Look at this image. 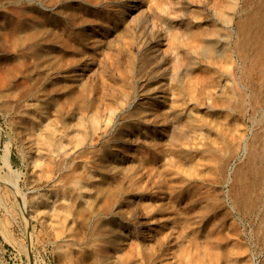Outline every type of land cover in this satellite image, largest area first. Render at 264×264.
<instances>
[{"label": "rangeland", "instance_id": "374dc122", "mask_svg": "<svg viewBox=\"0 0 264 264\" xmlns=\"http://www.w3.org/2000/svg\"><path fill=\"white\" fill-rule=\"evenodd\" d=\"M263 16L0 0V264H264Z\"/></svg>", "mask_w": 264, "mask_h": 264}, {"label": "bare ground", "instance_id": "6f19581e", "mask_svg": "<svg viewBox=\"0 0 264 264\" xmlns=\"http://www.w3.org/2000/svg\"><path fill=\"white\" fill-rule=\"evenodd\" d=\"M255 13V12H254ZM256 15V14H255ZM253 16V14H252ZM262 16V15H261ZM264 17V16H263ZM260 18V17H259ZM262 19V18H260ZM241 20V19H240ZM258 20V19H257ZM251 21V20H250ZM257 22V21H256ZM261 22V21H260ZM240 23V22H239ZM247 26H249V22H247L246 20L243 21V23L241 22L240 27H239V32H240V50L241 53L243 54L244 48L246 47V43L247 41L244 40L245 37V31L248 28ZM252 27V26H251ZM257 28V27H256ZM248 31V30H247ZM258 33V32H257ZM248 34V33H247ZM259 34V33H258ZM257 34V35H258ZM261 34V33H260ZM257 35H251V47L254 48V52L252 53V56L255 58H260L262 60H264V45L261 44V40L262 39H258ZM262 35V34H261ZM251 50V49H250ZM247 56V55H246ZM250 58V57H249ZM253 59V58H252ZM261 61V60H260ZM250 62V61H249ZM247 63V61H246ZM217 85V84H216ZM261 102V101H260ZM253 103V102H252ZM254 104V103H253ZM244 120V119H243Z\"/></svg>", "mask_w": 264, "mask_h": 264}]
</instances>
